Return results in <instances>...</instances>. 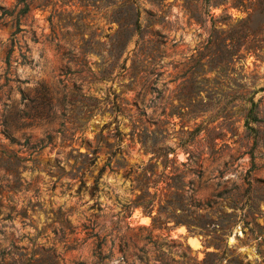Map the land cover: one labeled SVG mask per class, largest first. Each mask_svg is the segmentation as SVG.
<instances>
[{
  "label": "rangeland",
  "instance_id": "obj_1",
  "mask_svg": "<svg viewBox=\"0 0 264 264\" xmlns=\"http://www.w3.org/2000/svg\"><path fill=\"white\" fill-rule=\"evenodd\" d=\"M230 261L264 264V0H0V264Z\"/></svg>",
  "mask_w": 264,
  "mask_h": 264
},
{
  "label": "trees",
  "instance_id": "obj_2",
  "mask_svg": "<svg viewBox=\"0 0 264 264\" xmlns=\"http://www.w3.org/2000/svg\"><path fill=\"white\" fill-rule=\"evenodd\" d=\"M27 7H28V3L27 2H24L23 7L21 8V13L25 12L26 9H27ZM17 31H19V28L18 27L16 28L15 31H13L11 33V35H15L17 33ZM46 138H47V142H45V143H48V141L50 139V136L47 135ZM10 140L12 141V138H10ZM24 144L26 146L28 145V140L27 139L25 140ZM43 145L44 144L41 143V146H43ZM31 147H33V146H31ZM153 152L155 153V151H153ZM167 153L168 152H165V158H167ZM98 177L99 176L95 177L94 184L92 186V189L94 191H96V188H97ZM180 184L181 183H179L178 185H180ZM179 189H180V187H176V190H179ZM147 195H148V193H145V192H143L141 195H138L137 198L133 201V204L135 206L142 207V209L144 211L150 212V209L153 206V199L155 197V194H153L148 199L146 198ZM175 197H177V196L175 195ZM178 199H180V197H178ZM167 204L170 205V206H172L173 209H175L176 207H180L181 208L180 201H178V202H171V201L168 200L167 201ZM159 217H163L162 218L163 222H166L167 219H172L175 216H171V215L165 214V209L164 208H160V209H158V212H157L156 217H153L152 219L155 221V220H158ZM186 217L187 216H184V218H174V219H175V221L177 223H183V224H185L187 226V228H189V229L192 226L194 227V220L191 219V218L188 219V217L187 218ZM102 244H103V240H99V242L97 243V246H96L97 249H98V258H100V260H102L105 257L104 255H102V252H101V249H100ZM208 255H210V253H206V258H207ZM139 261H142V258H139ZM203 262H206L207 263V259L204 258V261ZM229 263L230 264H234V262H231V261ZM210 264H212V263H210ZM237 264H241V262H237Z\"/></svg>",
  "mask_w": 264,
  "mask_h": 264
},
{
  "label": "bare ground",
  "instance_id": "obj_3",
  "mask_svg": "<svg viewBox=\"0 0 264 264\" xmlns=\"http://www.w3.org/2000/svg\"><path fill=\"white\" fill-rule=\"evenodd\" d=\"M147 220H148L147 216H141L140 217V221H142V222H147Z\"/></svg>",
  "mask_w": 264,
  "mask_h": 264
},
{
  "label": "water",
  "instance_id": "obj_4",
  "mask_svg": "<svg viewBox=\"0 0 264 264\" xmlns=\"http://www.w3.org/2000/svg\"><path fill=\"white\" fill-rule=\"evenodd\" d=\"M189 237H191V236H188V237H186V238H185V239H186V241H188V238H189Z\"/></svg>",
  "mask_w": 264,
  "mask_h": 264
}]
</instances>
